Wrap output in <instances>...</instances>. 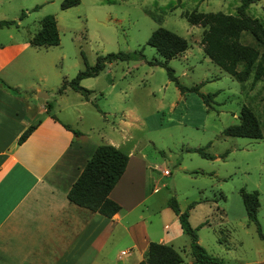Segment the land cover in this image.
Segmentation results:
<instances>
[{"label": "rangeland", "instance_id": "rangeland-1", "mask_svg": "<svg viewBox=\"0 0 264 264\" xmlns=\"http://www.w3.org/2000/svg\"><path fill=\"white\" fill-rule=\"evenodd\" d=\"M239 1L179 0L169 8L176 0H78L60 8V0H0V17L13 20L8 25L0 24V28L14 29L18 22L20 34L33 33L39 27V19L52 14L59 41L46 48L51 67L42 70L47 76L42 87L48 89L50 111L59 118L63 116L57 108L70 110L71 115L79 113L80 129L97 141V130L104 135H117L114 126L118 111L125 108L124 122L130 137L121 149L127 152L132 148L129 162L138 161L146 167L148 209L167 206L169 196L180 209L189 200L198 199L188 219L191 226L207 219L196 229L202 244L198 243L210 254L221 257L223 264H264V240L247 220L238 192L239 188L257 190L256 217L264 235V77L251 84V76L239 81L224 72L201 49L202 27L183 16L193 9L235 13ZM245 11L264 24V0L249 3ZM157 26L172 30L187 41L184 51L166 61L179 83L186 87L182 92L167 77L164 67L146 62L159 58L146 43L148 34ZM240 41L254 44L247 31L241 32ZM139 49L143 57L105 62L97 74L78 80L91 90L89 101L68 85L64 92H57L62 78L69 79L77 70L93 64L98 54ZM32 73L31 81L38 82L40 73ZM197 84V90L188 89ZM200 93L213 95L205 102ZM91 101L108 112L106 119ZM241 105L252 109L261 137L221 132L226 125L238 121ZM191 146L202 147L214 157L186 150ZM154 163L157 168H153ZM163 169L169 173H161ZM153 187L156 189L151 190ZM209 197L217 198L216 205L202 202ZM218 210L225 212L223 221L217 220ZM173 241L182 256L179 264H187L190 255L187 247L182 251L181 245L188 242V236L182 233Z\"/></svg>", "mask_w": 264, "mask_h": 264}, {"label": "crops", "instance_id": "crops-1", "mask_svg": "<svg viewBox=\"0 0 264 264\" xmlns=\"http://www.w3.org/2000/svg\"><path fill=\"white\" fill-rule=\"evenodd\" d=\"M14 25L0 28V79L10 87L0 84V264H129L144 256L150 240L176 249L173 240L183 233L177 216L168 205L148 209L146 167L129 162L130 147L125 168L108 192L120 205L116 212L105 216L67 199V189L96 144L121 148L128 141L125 108L118 111L117 135L97 130V141L80 129L79 113L71 115L65 108H57L62 118L52 113L51 106L46 108L48 89L42 87L51 45H32L34 32L20 34L18 22ZM33 70L40 73L38 82L31 81ZM41 89L46 97L37 94ZM98 111L106 119L108 112ZM29 124L34 127L18 142ZM202 202L216 205L210 197ZM198 203L190 207L188 219ZM218 213L217 220L223 221L225 212ZM197 241L202 244L198 235ZM181 246L189 253L188 242Z\"/></svg>", "mask_w": 264, "mask_h": 264}, {"label": "trees", "instance_id": "trees-1", "mask_svg": "<svg viewBox=\"0 0 264 264\" xmlns=\"http://www.w3.org/2000/svg\"><path fill=\"white\" fill-rule=\"evenodd\" d=\"M178 1L176 0V3L170 5L169 8L176 6ZM253 1L255 0H240L235 7V13L193 9L183 14L189 23L198 24L202 27L199 42L204 55L224 72L239 81H245L251 76V84L264 77V24L257 17L247 14L245 11L248 4ZM77 2L78 0H60L59 7L65 8ZM12 22V19L0 20V24L4 25ZM243 31L250 34L254 44L240 41V35ZM58 41L59 37L54 16L52 14L43 15L39 19V27L29 38V42L34 46H49L57 44ZM146 43L151 45L159 55V58L152 57L146 59V62L164 67L167 77L174 82L177 88L181 92L185 90L186 87L179 83L173 69L167 65L166 61L185 50L187 47L186 39L172 30L157 26L148 34ZM143 56L141 49L137 51L117 50L98 54L93 64L85 65L69 79L62 78L57 87V92H62L68 85L79 91L85 99H88V93L91 90L78 83L80 78L97 74L103 68L105 62ZM238 65H240L239 68ZM0 84L6 89L10 88L2 79H0ZM197 88L198 84L188 87L192 90H197ZM200 95L203 101L207 102L206 100L210 99L213 94L200 93ZM92 104L95 106L94 102ZM50 105V103H46V108H50ZM95 107L100 110L97 106ZM237 117V122L226 125L221 130L223 134L252 138L261 137L258 119L249 106L241 105ZM33 127L34 124L27 125L17 137V141H22ZM186 150L197 152L203 157H214L213 154L204 151L199 146L186 147ZM127 159V152L111 143L100 142L96 144L78 175L67 189V199L92 211L111 216L120 208V205L108 196V192L124 170ZM238 192L247 220L254 224L257 235L264 240V235L260 231L256 217L257 190L239 188ZM166 202L176 214L181 231L188 236L189 253L192 257L191 263L223 264L221 257L210 254L198 243L196 229L202 222L196 226H191L188 222L189 209L198 202V199L189 200L183 209L179 208L172 196H169ZM180 260V253L171 244L150 240L147 243L144 256L137 262L129 264H178Z\"/></svg>", "mask_w": 264, "mask_h": 264}, {"label": "water", "instance_id": "water-1", "mask_svg": "<svg viewBox=\"0 0 264 264\" xmlns=\"http://www.w3.org/2000/svg\"><path fill=\"white\" fill-rule=\"evenodd\" d=\"M38 95L46 97L47 93L45 91H39L37 92Z\"/></svg>", "mask_w": 264, "mask_h": 264}, {"label": "built area", "instance_id": "built-area-1", "mask_svg": "<svg viewBox=\"0 0 264 264\" xmlns=\"http://www.w3.org/2000/svg\"><path fill=\"white\" fill-rule=\"evenodd\" d=\"M157 167V166H156ZM169 171L167 169H163L162 173H168Z\"/></svg>", "mask_w": 264, "mask_h": 264}]
</instances>
